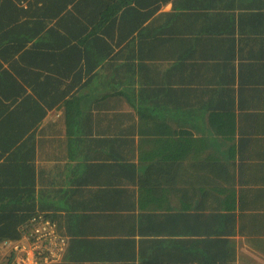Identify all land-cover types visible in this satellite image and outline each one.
<instances>
[{"label":"crops","instance_id":"1","mask_svg":"<svg viewBox=\"0 0 264 264\" xmlns=\"http://www.w3.org/2000/svg\"><path fill=\"white\" fill-rule=\"evenodd\" d=\"M0 51L26 90L0 110V197L26 184L68 239L58 264H264V0H0ZM173 198L203 206L208 243Z\"/></svg>","mask_w":264,"mask_h":264},{"label":"trees","instance_id":"2","mask_svg":"<svg viewBox=\"0 0 264 264\" xmlns=\"http://www.w3.org/2000/svg\"><path fill=\"white\" fill-rule=\"evenodd\" d=\"M0 53L1 55H4L3 51H0ZM7 56L10 57L9 55ZM13 78H14L13 75L9 73L8 69L4 68L3 64L0 63V110L9 109L11 107V100H15L16 97L20 95H24L23 93H25L26 91L23 87L22 89L17 88L15 85L16 81ZM36 90L38 92V86H36ZM26 97L27 96H25L24 102L26 101ZM8 101H10L9 104H7ZM23 114L27 117V120L32 121L33 125L35 126H37L38 122L41 120L42 115H43L42 113H40V114H36L33 116H30V115L27 116L26 113L24 112ZM21 117L22 115L19 116L18 119L21 120ZM164 120H163V124L160 121L154 124L153 123L154 120L153 121L150 120L148 123H145V124L143 123L144 125L143 128H168V125H165L166 122ZM107 136L110 138V134ZM146 139L148 142H152V141L155 142L159 138L156 136L150 135ZM0 141L2 142L7 141L6 136L0 135ZM16 158H17V152H12V153L10 152L9 155L7 156V159L9 160H15ZM13 165H16V164H13ZM16 166L18 167H14L13 169L17 176L22 175L19 177V181L21 182L24 180V177H25L23 165L17 164ZM201 176H202V173H197L196 183H199L200 185L205 186L206 183ZM25 185L24 183L21 182L20 188L18 191L19 199L0 197V244H2L3 241H6V240L19 239L22 236L19 225L23 224L25 221L31 218L34 214L40 213V211L35 210V208L32 209L28 207L26 201L21 200L24 198L25 193H26ZM201 197H203V195ZM196 198H197V195L193 197L194 202ZM15 200H21V201L19 202V204H15L17 202ZM170 200L171 199L168 198V194L160 198H156V199L154 198L150 202H148L149 200L142 199L139 203V207L142 209V216H145V221L143 222V224L145 225L152 224L153 222H156L157 220L163 219V218L164 219L167 218L169 220L170 210L176 209L175 207L171 205ZM173 201L177 202L175 204L179 206L178 213L180 214L178 215L179 224L177 226V230H179V234L189 235L190 237L189 240L197 245H204L208 243V238H205V239L202 238L204 236H207L211 230V228L204 229L206 226L205 224H203L204 221L202 218V212H201L202 210H200V209H203V206H199V203L195 204L193 211L187 212L186 202L181 203V200L180 199L177 200L176 198H173ZM23 202H25L24 204L26 206L23 205ZM201 202H203V200ZM229 205L230 204L228 201V206ZM197 206L199 210L198 208H196ZM189 207L192 209L191 205H189ZM226 209L233 210L234 208H226ZM45 215L51 218L52 220H54V218L50 216V214H45ZM57 227H58V232L61 233L59 231L58 223H57ZM149 231L150 232L148 233H152V231H155V230L153 229ZM200 250L202 251V254L197 253L198 256H201L203 254L207 256L209 251H204L203 249H200ZM6 252L8 254V257L4 264H15L14 263L15 251L7 250ZM158 263H161V262L159 261L153 262V264H158ZM207 263H210L208 259L199 262V264H207ZM52 264H58V262H55ZM227 264H231V262H228Z\"/></svg>","mask_w":264,"mask_h":264},{"label":"built area","instance_id":"3","mask_svg":"<svg viewBox=\"0 0 264 264\" xmlns=\"http://www.w3.org/2000/svg\"><path fill=\"white\" fill-rule=\"evenodd\" d=\"M20 231L19 239L2 243L6 250L15 251V264H52L63 260L68 239L58 232L56 221L40 212L25 221Z\"/></svg>","mask_w":264,"mask_h":264}]
</instances>
